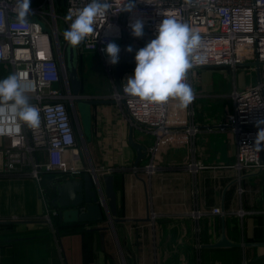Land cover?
Instances as JSON below:
<instances>
[{"label":"crops","instance_id":"1","mask_svg":"<svg viewBox=\"0 0 264 264\" xmlns=\"http://www.w3.org/2000/svg\"><path fill=\"white\" fill-rule=\"evenodd\" d=\"M263 69L198 68L193 76L199 132L192 143L184 133L164 138L155 158L159 168L151 175L133 170L132 126L116 103L92 106L91 136L83 147L79 133L80 154L66 157L67 166L91 160L96 167H118L120 176L117 220L88 224L91 232L57 234L39 219L44 213L36 181L0 173V220L6 221L0 222V264H264V166L239 177L235 136L218 128L234 109L231 93L258 82ZM108 94L94 95L111 100ZM183 123V108L174 99L169 125ZM135 130V139L147 146ZM188 161H194L191 168ZM197 163L203 167L193 169ZM216 206L224 214L212 213ZM194 211L203 214L196 218ZM224 233L232 244L213 246Z\"/></svg>","mask_w":264,"mask_h":264},{"label":"built area","instance_id":"2","mask_svg":"<svg viewBox=\"0 0 264 264\" xmlns=\"http://www.w3.org/2000/svg\"><path fill=\"white\" fill-rule=\"evenodd\" d=\"M90 0H66L64 13L57 10L56 0H44L38 5L31 4L27 23L21 24L14 11L16 0H0V64L4 67L5 77L16 74L25 87L29 102L38 108L40 124L29 127L19 120L16 113L9 110L0 118V126L9 128L10 135H0V173L28 176L39 186V194L45 206L42 219L53 226L52 219L58 216V208L50 206L45 182V173L57 172L74 178L85 172L93 177L94 187L103 192L102 178L120 170L116 166L96 167L89 162L86 166H67L66 157L80 154L82 135L80 116L71 92L66 64L68 43L59 30L58 19L64 22L65 30L70 21L65 16L83 8ZM135 4L132 12L121 11L125 0H109L108 13L97 19L94 33L78 46L80 55L96 52L103 63L105 72L111 80L117 66L122 62L126 45L124 33L133 48L131 57L135 61L136 52L145 47L157 35L158 25L166 17H173L202 38L201 46L195 54L203 57V63L189 70L186 82L194 92V100L183 108L184 125H169V108L174 99L157 104L143 101L123 92L127 78L134 75L135 69H125L120 85H116L109 98L119 105L130 125L149 135L147 160L133 168L136 174H154L158 170L156 153L164 138L174 133H184L192 143L200 127L195 121V104L198 93L194 89V72L202 67H230L251 69L264 66V0H131ZM140 19L144 22V36L132 35L130 23ZM110 26V27H109ZM109 42H115L121 49L120 60L116 65L108 63L105 48ZM0 75V79H4ZM115 81V79H114ZM116 84V83H115ZM234 109L218 123L222 131H231L237 144V160L233 165L239 171L257 170L264 166L262 151L253 148L258 121H264V69L261 79L247 85L244 89H235L231 93ZM264 127V124L261 125ZM86 147L82 139V145ZM194 161H188L191 168ZM203 167L201 163L194 168ZM55 177L50 180L56 183ZM52 181H55L54 183ZM85 211V206H80ZM212 213L224 214L221 207H213ZM196 218L201 211L192 213ZM18 219V218H17ZM199 229V228H198ZM56 232V230L54 229Z\"/></svg>","mask_w":264,"mask_h":264},{"label":"clouds","instance_id":"3","mask_svg":"<svg viewBox=\"0 0 264 264\" xmlns=\"http://www.w3.org/2000/svg\"><path fill=\"white\" fill-rule=\"evenodd\" d=\"M110 7L109 0H90L75 12L70 9L65 16V21L71 22L63 33L65 41L74 48L78 47L94 33L97 19L106 15ZM134 7L135 4L131 0H125L121 11L130 13ZM29 9L30 0H16L14 11L19 23L28 22ZM129 27L134 37L144 36L142 20H135ZM201 42L200 35L193 32L187 24H182L173 17H166L158 25L156 37L136 52L134 75L127 78L123 92L149 103L164 104L170 99H175L180 108H186L195 98L186 77L189 70L203 63V57L195 54ZM126 51L131 53L133 48L129 46ZM105 52L109 64L119 63L121 49L115 42H109ZM25 91L16 74L0 79V118L12 110L19 120L31 128H36L40 124L39 110L29 102ZM262 124L264 121H258L256 125L259 131L253 148L257 152L264 151ZM6 134L10 135L12 131L0 126V135Z\"/></svg>","mask_w":264,"mask_h":264},{"label":"water","instance_id":"4","mask_svg":"<svg viewBox=\"0 0 264 264\" xmlns=\"http://www.w3.org/2000/svg\"><path fill=\"white\" fill-rule=\"evenodd\" d=\"M124 43L127 49L130 46V42L126 33H124ZM66 55L67 70L65 72L69 78L75 106L76 103L80 105L85 104L88 105L90 109H92V106L94 105L112 101L104 98H98L97 96L92 98L93 96L91 95H84L81 93L83 84L78 69V47L74 48L68 45ZM256 63L257 66L260 65V62L257 61ZM129 68L135 69L136 61L132 59L131 53L125 51L122 62L115 70L114 79L116 85H120L123 71ZM89 115L91 120L92 110L90 111ZM82 139L83 142H85L84 136ZM129 143L137 153L134 164L135 166H139L147 156V147L135 139L133 135V127L130 129ZM102 181L104 185L102 194H100V192H98L94 187L93 177L90 172L83 173L81 178H68L59 182L57 184V201L55 204V207L58 208L59 219L65 223L86 222L89 224L102 222L106 219L113 221L114 218V220H117L118 195L115 188V175L107 174L102 178ZM80 206H85V211H81ZM0 222L6 221L0 220ZM230 244H232L231 241H229L226 234L224 233L220 240L213 244V246H226Z\"/></svg>","mask_w":264,"mask_h":264},{"label":"rangeland","instance_id":"5","mask_svg":"<svg viewBox=\"0 0 264 264\" xmlns=\"http://www.w3.org/2000/svg\"><path fill=\"white\" fill-rule=\"evenodd\" d=\"M58 25L60 32L63 33L65 31V26L62 19H58ZM65 57L67 60L66 54ZM82 64L83 65L81 66V71L79 72L83 84L81 93H83L84 95H91L93 96L92 98L96 96L94 95L96 93H109L108 95H111L116 87V84L114 79L111 80L108 74L105 72L100 56L96 52H89L83 57ZM0 75L2 78L5 77L4 67L2 64H0ZM219 78L223 79L222 75H219ZM98 98H102V97H98ZM115 106L118 109V111H121V108L117 103L115 104ZM76 107L79 112L80 122L83 128L85 140L88 141V139L91 136V120L89 115L91 109L88 107V105L85 104L80 105L78 103H76ZM138 131L139 130L137 131L135 130V133H137V135H138ZM77 135L80 139V135L78 132ZM139 135L144 137L148 142L149 139L147 138L150 137L149 135H145L143 132L140 131H139ZM44 211H45V206L43 203V211L41 214H43Z\"/></svg>","mask_w":264,"mask_h":264},{"label":"trees","instance_id":"6","mask_svg":"<svg viewBox=\"0 0 264 264\" xmlns=\"http://www.w3.org/2000/svg\"><path fill=\"white\" fill-rule=\"evenodd\" d=\"M43 1L44 0H34V1H31V4L38 5V4L42 3ZM56 4H57V10L59 11V13H64V11L66 9V0H56ZM83 57H84L83 55L79 54V64H78L79 72L81 71V66L83 65L82 64ZM113 174L116 177L115 188L117 189L120 173L114 172ZM57 175L59 176V173H57V172L45 173V180L48 179L50 181L51 179H54L55 177H57ZM56 180H57L56 183L59 181H64V180H66V175L62 174ZM52 182L54 183L55 181H52ZM44 185L46 187L49 205L53 207V206H55L56 201H57V185L55 183L54 184L47 183L46 181H45ZM52 222H53V226H54L57 234H59V235L65 234V233L70 234V233H78V232H91V230H88V228H87V225L89 223H86V222L65 223V222L61 221L58 216H54L52 219ZM11 227H13V226H11Z\"/></svg>","mask_w":264,"mask_h":264}]
</instances>
